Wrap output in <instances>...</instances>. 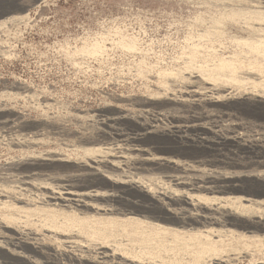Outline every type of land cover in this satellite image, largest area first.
<instances>
[{"label": "rangeland", "instance_id": "rangeland-1", "mask_svg": "<svg viewBox=\"0 0 264 264\" xmlns=\"http://www.w3.org/2000/svg\"><path fill=\"white\" fill-rule=\"evenodd\" d=\"M4 8L13 11L9 15H28L0 23L2 225L36 234L61 262L68 254L84 257V264H100L95 256H100L104 245L128 263L264 264L263 231L254 229L261 238L250 239L254 234H240L247 230L214 227L207 239L192 235L185 240L184 234L172 230L179 224L168 221L160 223L162 227L110 226L105 218L93 216L91 209L75 219L64 208L48 206L35 191L23 190L17 179L41 154H55L71 163L86 161L78 145L94 143L86 141L95 137L104 115L129 114L126 124L118 127L128 132L139 129L132 116L146 99L165 107L162 121L152 123L155 129L147 134L155 143L157 131L170 127L172 116L179 113L178 117H185L214 109L218 114L227 97L233 105L239 104L241 96L264 97V55L252 44L264 41V0H0V10ZM219 59L234 63L236 80L230 76L210 80L215 73L204 68ZM175 73L197 80L202 99L219 98L217 109L205 105V100L196 110L181 103L171 105L168 98L179 99L185 87L175 81ZM263 103L253 113L237 114L244 122L243 139L260 142L262 149ZM217 117L211 124L225 134L226 122L220 114ZM157 139H162L160 145H168L166 138ZM169 171L150 166L139 172L146 174L145 182L151 179L161 187L158 181L165 180ZM253 188L264 189L260 184ZM57 224L74 232L72 243L51 237L54 229L48 225ZM106 231L111 232L109 237ZM205 242L213 247L202 249Z\"/></svg>", "mask_w": 264, "mask_h": 264}, {"label": "bare ground", "instance_id": "bare-ground-1", "mask_svg": "<svg viewBox=\"0 0 264 264\" xmlns=\"http://www.w3.org/2000/svg\"><path fill=\"white\" fill-rule=\"evenodd\" d=\"M11 12L8 8L0 10V23L23 19L28 15H9ZM252 44L253 48L264 55L263 40H255ZM204 69L215 73L209 76L212 81L225 76L236 80L238 73L234 63L227 59L211 62ZM173 76L175 81H182L185 87L179 99L168 98L171 105L181 103L196 110L206 101L205 105L218 107L216 102L219 98L214 95L202 99L201 86L197 80H190L183 73H175ZM239 77V80L243 78ZM230 99L227 97L223 104L220 103L217 111L226 122L225 134H221V131L218 133V126L211 124L214 123V119H211L218 114L214 113V109H207L205 113L185 117H178L180 113L175 117L172 114V125L157 131L155 143L147 139V134L154 131L153 127L155 129L152 123L162 121L160 119L165 115L162 109L164 104L158 105L150 99L140 102L132 117L141 127L136 130L132 128L131 132L118 127L126 124L124 119L129 114L104 115L100 118V127L95 137L86 141L90 144L94 142V145L77 144L86 161L71 163L55 154H41L37 159H32L26 170L20 173L17 178L20 187L35 191L36 196L46 199L48 206L64 208L62 210L65 214H71L75 219L90 214L88 209H91L93 216L105 218L106 224L110 226L120 223L131 227V224L142 223L162 227L160 223L164 221L173 222L179 226L172 230L184 234L182 238L185 240H189L192 235L207 239L212 234L210 228L214 227H220L221 231H230V227L243 229L247 231L240 234L249 232L254 234L250 235V239L261 238L254 229L264 232V189L256 190L253 185L264 187V169H261L264 167V149L259 141L256 144L247 142L245 137L243 139L244 122L237 114H248V111L253 113L260 107L264 97L260 94L241 96L237 105L230 103ZM261 136L263 143L264 126ZM157 138H166L168 145H160L163 141ZM100 140H103L101 144L95 143ZM150 166L170 170L164 176L166 179L162 178L164 181H158L161 187L155 186L158 183L154 184V181L150 183V178V182L148 179L145 182V173L144 176L140 175V170L145 171ZM39 177H43L42 180ZM236 192L244 194L236 195ZM48 228L54 229L50 230L51 237L64 244L72 243L76 237L63 224L48 225ZM105 233L106 237L111 234L109 231ZM39 239L34 233L24 234L0 223V264H84V257L80 255L67 254L63 259L65 262H61L54 257V250L39 243ZM201 245L202 249L213 247L212 243L207 242ZM100 248L104 250L98 252L100 256H95L100 264H137L135 261L126 262L120 253L115 250L109 252L104 245ZM35 255L40 258H34Z\"/></svg>", "mask_w": 264, "mask_h": 264}]
</instances>
